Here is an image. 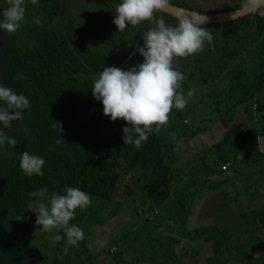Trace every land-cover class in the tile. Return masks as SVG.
<instances>
[{
    "label": "rangeland",
    "instance_id": "374dc122",
    "mask_svg": "<svg viewBox=\"0 0 264 264\" xmlns=\"http://www.w3.org/2000/svg\"><path fill=\"white\" fill-rule=\"evenodd\" d=\"M191 1L211 9L231 4ZM68 4L77 31L98 42L101 8L91 0ZM25 6L26 19L12 33L23 48L42 26L33 20L42 22L38 6L31 0ZM6 7L7 0H0V11ZM211 25L213 41L176 61L185 77L182 91L195 89V95L185 109L172 110L159 132L171 170L170 198L154 206L141 188L144 170L128 172L122 195L112 200L90 195L91 204L76 210L70 223L82 228L85 238L75 246L62 230L41 231L34 201V264H264V33L253 17L247 24L238 18ZM140 63L139 55L128 67ZM215 227L230 236L217 253L216 241L209 239ZM56 234L63 239L54 241Z\"/></svg>",
    "mask_w": 264,
    "mask_h": 264
},
{
    "label": "trees",
    "instance_id": "16d2710c",
    "mask_svg": "<svg viewBox=\"0 0 264 264\" xmlns=\"http://www.w3.org/2000/svg\"><path fill=\"white\" fill-rule=\"evenodd\" d=\"M69 1L37 0L42 26L33 43L28 34L30 45L24 48L12 33L0 29V85L30 101L20 127L9 132L16 144L0 146V264H34L32 191L47 187L49 193L64 194L72 187L112 200L122 195L123 176L142 168L147 176L141 188L154 206L164 204L171 195V170L159 133L154 130L139 148L125 145L122 129L126 122L106 117L102 102L91 91L104 67L119 66L143 46L140 33L151 27L150 23L142 22L133 28L136 32H119L113 20L116 5L122 1L107 0L111 3L106 7V0H91L104 14L99 12L103 22L98 42H93L77 31ZM229 1V6L213 9L191 0H171V5L213 15L239 9L240 0ZM157 15L176 23L171 14ZM249 17L263 34L264 17L248 14L239 20L247 24ZM260 67L264 77V55ZM121 68L131 69L128 63ZM55 122L62 125V130L54 127ZM25 151L44 159L42 176H27L21 170L20 155ZM20 215L23 218L17 219ZM215 229L217 235L209 239L216 241L217 253L230 236L219 227Z\"/></svg>",
    "mask_w": 264,
    "mask_h": 264
},
{
    "label": "clouds",
    "instance_id": "9594fccd",
    "mask_svg": "<svg viewBox=\"0 0 264 264\" xmlns=\"http://www.w3.org/2000/svg\"><path fill=\"white\" fill-rule=\"evenodd\" d=\"M31 3L35 5L37 0H31ZM7 4L8 7L0 11V29L15 33L26 19L25 0H7ZM171 7V0H122L115 9L113 23L119 32L130 29L129 26L133 29L142 22L151 25L140 33L143 47H138L137 51L143 57V63L131 69L104 67L91 89L94 98L102 102L106 117L113 122H126L127 126L122 129L125 145L139 148L154 130L159 133L161 127L167 125L174 108L185 109L195 95V89L188 90L186 95L182 91L185 77L176 61L202 52L206 43L213 41V33L204 27L208 17L198 12L180 9L175 13L174 24L157 15ZM237 12L264 17V0H240L239 9L230 13L229 18L235 17ZM33 20L35 24H41L39 18L33 17ZM29 108L30 101L25 95L0 85V124L3 125L0 127V146L16 144L9 132L22 123ZM54 127L62 130L60 123L55 122ZM44 165V159L38 155L27 151L20 155V168L27 176H42ZM29 196L35 198V223L41 231L62 230L67 243L73 246L84 240L83 229L70 222L77 209H86L91 204L87 192L69 187L64 194L53 192L49 195L48 188L44 187L30 192ZM22 218L20 215L17 219ZM52 239L59 242L63 237L56 234Z\"/></svg>",
    "mask_w": 264,
    "mask_h": 264
},
{
    "label": "water",
    "instance_id": "95a60500",
    "mask_svg": "<svg viewBox=\"0 0 264 264\" xmlns=\"http://www.w3.org/2000/svg\"><path fill=\"white\" fill-rule=\"evenodd\" d=\"M119 1H122V0H119ZM171 8H173V9H177V10H180V9H182V8H178V7H175V6H172ZM185 11H187V12H193V11H189V10H186V9H184ZM234 12V11H233ZM233 12H226V13H233ZM166 13H168V14H171V13H169L168 11H166ZM220 14H222V13H220ZM172 15V14H171ZM218 15V14H217ZM245 15H248V14H242V13H239V12H237V15L235 16V17H233V18H231V19H238V18H240V17H243V16H245ZM174 16V15H173ZM202 16H207V17H209V16H212V15H202ZM229 17H226V18H223V19H218V20H213V21H210V20H208V23L207 24H205V25H211V24H215V23H221V22H224V21H228V20H231ZM143 47V46H142ZM138 53V51L136 50L135 52H133L126 60H124L119 66H117L118 68H121V67H123V66H125L131 59H132V57L135 55V54H137Z\"/></svg>",
    "mask_w": 264,
    "mask_h": 264
},
{
    "label": "bare ground",
    "instance_id": "6f19581e",
    "mask_svg": "<svg viewBox=\"0 0 264 264\" xmlns=\"http://www.w3.org/2000/svg\"><path fill=\"white\" fill-rule=\"evenodd\" d=\"M177 11H178L177 9H173V8H170L168 10V12L171 13L172 15H174V16H175V13ZM229 14L230 13H222V14H218V15L217 14H213L212 16L208 17V20L213 21V20L223 19V18L229 17Z\"/></svg>",
    "mask_w": 264,
    "mask_h": 264
},
{
    "label": "built area",
    "instance_id": "2783aa9c",
    "mask_svg": "<svg viewBox=\"0 0 264 264\" xmlns=\"http://www.w3.org/2000/svg\"><path fill=\"white\" fill-rule=\"evenodd\" d=\"M227 168H228V166H224V167H223V170H226Z\"/></svg>",
    "mask_w": 264,
    "mask_h": 264
}]
</instances>
